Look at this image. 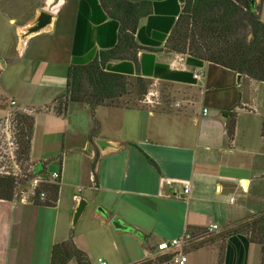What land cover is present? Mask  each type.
<instances>
[{
	"label": "crops",
	"instance_id": "obj_1",
	"mask_svg": "<svg viewBox=\"0 0 264 264\" xmlns=\"http://www.w3.org/2000/svg\"><path fill=\"white\" fill-rule=\"evenodd\" d=\"M79 2L39 0L34 17L18 26V35L21 29L31 27L41 12L52 15L51 23L22 45L45 32L52 34L69 68ZM101 2L104 15L118 23V30L98 36L93 29V48L86 58L94 60L103 52L106 65L118 66L116 71L130 79L139 76L170 84L174 87L171 99L163 101L165 107L159 112L110 105L92 110L71 103L66 116L58 117L51 104L64 92L67 80L50 75L45 82L35 81L40 59L45 58L41 53L32 56L30 72L5 103L6 92L0 85V119L7 121L13 110L34 117L29 164L46 162L50 167L62 156L54 207L37 206L24 196L0 200V264H50L53 246L68 241L80 220L92 229L97 245L113 249L115 253L109 251L113 264L153 258L159 242L186 233L192 241L184 250V264H262L260 246L245 234L224 241L208 240L264 211V83L206 61L192 66L186 54L169 51L165 42L158 47L147 44L158 40L167 18L175 13L171 2ZM258 2L264 23V0ZM177 4L181 10L180 0ZM10 22L16 21L12 18ZM40 49L48 54V60L60 58V48ZM23 57L21 52L19 58ZM3 65L0 63V71ZM195 73L202 74L199 80ZM232 109L236 113L235 135L230 140L227 112ZM95 121L98 130L90 142ZM97 141L106 143L104 149ZM183 182L190 184L188 195H184ZM241 184L247 191L241 190ZM83 191L88 194L82 195ZM81 200L86 206L73 225ZM114 221L124 229L115 228ZM212 225L217 229L210 230ZM199 230L206 231L203 237L191 235ZM81 239L77 237L74 244L84 249ZM198 242L205 244L192 248ZM68 264L77 263L72 260Z\"/></svg>",
	"mask_w": 264,
	"mask_h": 264
},
{
	"label": "trees",
	"instance_id": "obj_2",
	"mask_svg": "<svg viewBox=\"0 0 264 264\" xmlns=\"http://www.w3.org/2000/svg\"><path fill=\"white\" fill-rule=\"evenodd\" d=\"M163 1V0H162ZM259 0H180L181 10L177 0H164L166 5L171 2L175 13L167 19L169 22L161 32L157 41H150L153 47L161 46L171 51L187 55V63L192 66H202L203 62L214 63L230 69L239 77L246 76L254 81L264 83V23L260 20ZM101 0H80L75 35L72 48L71 64L68 68L64 92L56 96L52 102V111L58 117H65L71 103L88 105L92 110L100 106H122L120 99L128 92L130 78L117 72L118 66L106 65L104 54L99 58L88 60L86 54L93 48L91 35L94 30L99 36L103 31L118 30V23L108 20L104 15ZM100 13L101 16H97ZM178 16L177 20H175ZM140 30L137 34L140 38ZM116 42L113 39L111 46ZM101 44V43H100ZM107 48V47H102ZM116 48V47H115ZM160 65L156 66L159 69ZM157 75V74H156ZM136 89L140 97L147 92L148 80L135 77ZM141 100V99H139ZM131 102V101H130ZM135 103H125V108H134ZM48 107L47 109H49ZM227 134L230 140L235 135V109L227 112ZM15 136L18 150L29 162V153L34 128V117L24 112L16 113ZM98 123L89 136V141L95 136ZM261 134L264 138V109ZM62 156L57 159L61 164ZM46 162L29 164L30 178L40 177L42 182L34 190L33 204L37 206L54 207L58 201L59 180L48 181ZM94 164L92 165V170ZM16 180L11 175L0 174V200L12 201L15 197ZM45 197L41 199L40 194ZM206 231L199 230L192 236H204ZM236 234H245L251 243L259 245L264 264V211L252 215L245 220L227 227L218 235L209 237L208 241L222 240ZM71 233L69 240L55 244L52 248L50 264H68L74 260L77 264H89L88 258L79 250ZM205 242H198L192 248H199ZM173 255H159L144 259L135 264H164L171 261ZM221 260V259H220ZM221 262V261H220Z\"/></svg>",
	"mask_w": 264,
	"mask_h": 264
},
{
	"label": "rangeland",
	"instance_id": "obj_3",
	"mask_svg": "<svg viewBox=\"0 0 264 264\" xmlns=\"http://www.w3.org/2000/svg\"><path fill=\"white\" fill-rule=\"evenodd\" d=\"M38 7L39 0H0V63L2 65L5 63L0 71V85L6 92V99L3 103L13 98L22 78L30 72L31 60H33L34 55L37 57V54L41 53L45 57L40 59L41 67L35 81L43 80L45 82L47 76L50 75L59 79L66 78L67 80L66 55L62 47L58 46L56 41L53 40L52 34L45 32L29 44L27 42L24 46L18 45L20 44L17 33L18 26L33 18ZM12 18L15 19V23L10 22ZM40 47L49 48L48 51H50V48L54 50L60 48V58L57 61L48 60V54L41 52ZM21 52L24 53L23 58H19ZM128 83V92L120 99V105L125 106L127 102H134L136 104L134 108L150 109L155 112H159L160 108L165 107L163 101H166L167 98L171 99V91L174 90V87L170 84L148 81V83L146 82L147 92L143 97H140L136 89V80L132 78ZM16 113H19V111H11L7 121L3 118L0 119V174H9L15 178V198L24 196L33 202L34 185L30 178L29 162L25 160L23 155L19 154L20 150H18L15 136L16 130L13 119ZM89 165L86 170L89 169ZM48 168L51 172L59 170L60 164L56 162L51 164L50 167L48 165ZM48 181L51 182L50 175ZM81 194L87 195L88 192L83 191ZM79 236L82 237L81 244L84 249H78L85 253L89 264H99V259L104 261L105 264H113L109 259V251L114 252L113 249L97 245L94 232L91 228L89 229L88 224L84 223L83 220H80L74 226L73 242ZM159 255L155 253L153 258Z\"/></svg>",
	"mask_w": 264,
	"mask_h": 264
},
{
	"label": "built area",
	"instance_id": "obj_4",
	"mask_svg": "<svg viewBox=\"0 0 264 264\" xmlns=\"http://www.w3.org/2000/svg\"><path fill=\"white\" fill-rule=\"evenodd\" d=\"M202 74L201 73H195L194 74V78L199 80L201 78ZM12 104H14L12 102ZM207 112L206 109L203 110V113L205 114ZM8 174V173H6ZM9 175V174H8ZM60 179V169L59 170H54L51 172L50 174V180L51 182L55 183ZM42 182V179L35 177L34 179H32V183L34 185V190L36 188V186H38L40 183ZM167 185H171V181H166ZM183 187H184V195H188L190 193V184L188 182H183ZM240 188L243 192L247 191V187H244L243 184L240 185ZM34 190H33V194H34ZM41 199H43L45 197L44 193L40 194ZM234 198L230 199V202H233ZM217 226L216 225H212L210 227V230H216ZM192 238L191 236L186 233L184 234L182 237L180 238H176V239H172L169 241H162L159 242L156 246V251L157 254H171L173 255L172 258V262H174L175 264H184L186 262V256L184 254V250L189 246V244L191 243ZM99 264H105L104 261H102L101 259L98 260Z\"/></svg>",
	"mask_w": 264,
	"mask_h": 264
},
{
	"label": "water",
	"instance_id": "obj_5",
	"mask_svg": "<svg viewBox=\"0 0 264 264\" xmlns=\"http://www.w3.org/2000/svg\"><path fill=\"white\" fill-rule=\"evenodd\" d=\"M57 1L58 0H54V2H57ZM52 7H50V10L52 9ZM51 20H52V15L50 13L45 12V11L41 12L38 18L36 19L35 23L31 27L26 29V34H32V33L37 34L43 31L47 27V25L51 23ZM224 116L227 117V115H224ZM105 144L106 143L103 141H97V145L101 149H104ZM85 206H86V201L81 200L73 216V221H72L73 225H76L78 218L80 217ZM113 226L117 229H124V227L120 225V223H118L117 221L113 222Z\"/></svg>",
	"mask_w": 264,
	"mask_h": 264
},
{
	"label": "bare ground",
	"instance_id": "obj_6",
	"mask_svg": "<svg viewBox=\"0 0 264 264\" xmlns=\"http://www.w3.org/2000/svg\"><path fill=\"white\" fill-rule=\"evenodd\" d=\"M37 35L36 33H32V34H26V29H21L19 31V40H20V44L22 45L26 39H28L31 36Z\"/></svg>",
	"mask_w": 264,
	"mask_h": 264
}]
</instances>
